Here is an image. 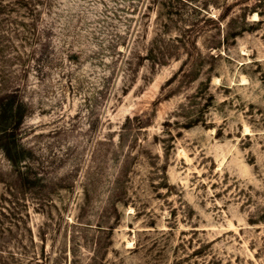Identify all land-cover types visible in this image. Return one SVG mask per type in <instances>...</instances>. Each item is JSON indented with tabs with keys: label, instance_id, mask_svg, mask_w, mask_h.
I'll return each instance as SVG.
<instances>
[{
	"label": "rangeland",
	"instance_id": "rangeland-1",
	"mask_svg": "<svg viewBox=\"0 0 264 264\" xmlns=\"http://www.w3.org/2000/svg\"><path fill=\"white\" fill-rule=\"evenodd\" d=\"M5 97L0 264H264V0H0Z\"/></svg>",
	"mask_w": 264,
	"mask_h": 264
},
{
	"label": "trees",
	"instance_id": "trees-1",
	"mask_svg": "<svg viewBox=\"0 0 264 264\" xmlns=\"http://www.w3.org/2000/svg\"><path fill=\"white\" fill-rule=\"evenodd\" d=\"M260 14L259 11H257ZM24 114V105L11 97H5L0 102V149L11 159L15 167L26 157V153L18 143L15 130L19 126ZM25 183L27 175L21 176Z\"/></svg>",
	"mask_w": 264,
	"mask_h": 264
}]
</instances>
